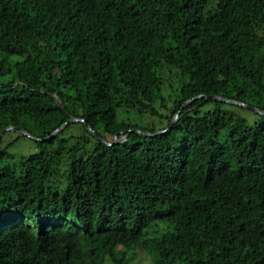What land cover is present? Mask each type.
Returning <instances> with one entry per match:
<instances>
[{
	"label": "trees",
	"instance_id": "16d2710c",
	"mask_svg": "<svg viewBox=\"0 0 264 264\" xmlns=\"http://www.w3.org/2000/svg\"><path fill=\"white\" fill-rule=\"evenodd\" d=\"M138 251L264 264V0H0V264Z\"/></svg>",
	"mask_w": 264,
	"mask_h": 264
},
{
	"label": "water",
	"instance_id": "95a60500",
	"mask_svg": "<svg viewBox=\"0 0 264 264\" xmlns=\"http://www.w3.org/2000/svg\"><path fill=\"white\" fill-rule=\"evenodd\" d=\"M198 97H201V96H198ZM198 97H197V98H198ZM212 98H213V99H217V100H219V101H224V102H226V103L235 104V105H238V106H245L243 103H239V102L231 101V100H228V99H225V98L219 97V96H212ZM245 107H247V106H245ZM175 118H177V115H175V116L173 117V121L171 122V125H172L173 122L175 121ZM76 121H78L77 118H72V119H70L68 122L70 123V122H76ZM7 129H10V127L7 128ZM58 130H59V129L55 130V131L53 132V134L56 133ZM167 130H168V129H166V130H164V131H161L160 133H164V132H166ZM21 132H22V133H25V132H23L22 130H21ZM27 136L30 137L29 135H27ZM114 139H115V142H113V143L118 142V140L116 141V138H114ZM113 143H112V144H113Z\"/></svg>",
	"mask_w": 264,
	"mask_h": 264
},
{
	"label": "rangeland",
	"instance_id": "374dc122",
	"mask_svg": "<svg viewBox=\"0 0 264 264\" xmlns=\"http://www.w3.org/2000/svg\"><path fill=\"white\" fill-rule=\"evenodd\" d=\"M245 111V110H244ZM176 120V118H175ZM133 264H150L146 256H144L140 251L137 252L136 258Z\"/></svg>",
	"mask_w": 264,
	"mask_h": 264
}]
</instances>
